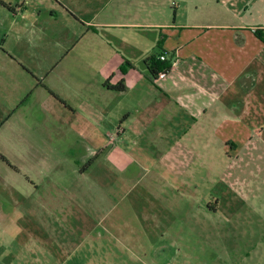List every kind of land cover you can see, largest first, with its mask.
<instances>
[{"label":"rangeland","instance_id":"rangeland-1","mask_svg":"<svg viewBox=\"0 0 264 264\" xmlns=\"http://www.w3.org/2000/svg\"><path fill=\"white\" fill-rule=\"evenodd\" d=\"M189 2L0 0V264H264L262 144L242 159L189 153L183 126L161 143L142 122V57L157 26L188 23ZM104 22L140 28L96 34ZM33 25L49 30L39 56ZM122 55L138 59L132 87L109 92L104 73L129 71Z\"/></svg>","mask_w":264,"mask_h":264},{"label":"crops","instance_id":"crops-1","mask_svg":"<svg viewBox=\"0 0 264 264\" xmlns=\"http://www.w3.org/2000/svg\"><path fill=\"white\" fill-rule=\"evenodd\" d=\"M60 2L61 7H67L65 1ZM189 8L188 23L157 26L158 39L142 57L146 60L161 50L176 52L179 56L178 64L168 76L158 81L145 62L142 79L147 88L138 99L142 103L139 105L142 122L155 127L156 142H166L163 128L183 126L186 129L178 132L179 141L183 138L188 143L182 148L189 153L197 152V144H204L206 154L221 150L226 156L242 159L256 148V143L264 148V0H206L201 13L198 0H190ZM10 9L21 18L34 15L35 10L19 6H10ZM86 24L93 25L91 21H85ZM137 25L94 23L99 29L96 34L102 29L140 28ZM48 31L45 27L36 29L34 25L24 31L29 38L34 37L29 40L31 55L42 53V47L34 45L35 40L39 37L49 43ZM56 36L57 45L60 43L64 48L63 60L69 55L73 41L63 42V37L67 38L63 32ZM109 40L105 39L102 44L114 49L115 55L119 50ZM122 59L128 62L129 71L117 76L110 67L104 73L107 80L104 88L109 92L114 90V80L125 84V90L119 91L122 94L132 87L138 59L132 55H122ZM149 109L150 114L144 113Z\"/></svg>","mask_w":264,"mask_h":264},{"label":"trees","instance_id":"trees-1","mask_svg":"<svg viewBox=\"0 0 264 264\" xmlns=\"http://www.w3.org/2000/svg\"><path fill=\"white\" fill-rule=\"evenodd\" d=\"M162 53H169L165 50H161L159 53L154 54L145 60L148 70L153 78L157 77V75L164 71L171 68V64L169 61H162L159 56ZM113 89L117 91H124L125 84L120 82L118 85L113 86Z\"/></svg>","mask_w":264,"mask_h":264},{"label":"built area","instance_id":"built-area-1","mask_svg":"<svg viewBox=\"0 0 264 264\" xmlns=\"http://www.w3.org/2000/svg\"><path fill=\"white\" fill-rule=\"evenodd\" d=\"M25 1V3H27L28 0H23ZM20 8H22V6H20ZM178 53L176 52H169V53H162L160 54L159 58L162 60V61H169L170 64H171V68L168 69V70H164L162 72H160L157 77H155L154 79L156 81L158 80H162V79H165L167 76H168V73L170 72V70L176 66L178 64V61H179V58H178Z\"/></svg>","mask_w":264,"mask_h":264}]
</instances>
